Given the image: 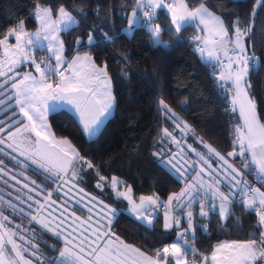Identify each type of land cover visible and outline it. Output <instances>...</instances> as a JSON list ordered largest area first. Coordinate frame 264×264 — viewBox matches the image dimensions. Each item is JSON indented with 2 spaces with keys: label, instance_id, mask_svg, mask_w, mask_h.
I'll list each match as a JSON object with an SVG mask.
<instances>
[{
  "label": "snow or ice",
  "instance_id": "snow-or-ice-1",
  "mask_svg": "<svg viewBox=\"0 0 264 264\" xmlns=\"http://www.w3.org/2000/svg\"><path fill=\"white\" fill-rule=\"evenodd\" d=\"M256 5L264 6V0H256ZM157 10L169 14L175 33L185 27L203 33L194 37L195 51L211 69L218 87L231 94L230 110L238 117L231 130L233 150L224 154L207 143L161 98L159 108L173 129L164 127L158 143L163 147L171 141L175 151L169 148L165 158L159 153L153 155L177 180L184 181V187L170 194L167 202L150 195L141 196L137 203L130 186L115 195L128 202L125 211L129 215L148 226L157 219L155 210L164 209L163 229L175 230V238L153 249L154 255L125 243L112 230L120 210L97 200L81 186L85 171L95 165L85 160L69 140H56L48 123L49 114L66 105L77 115L81 131L95 136L115 102L107 64L98 66L90 52L79 54L82 45L95 43L92 34L86 41L77 38L76 54L71 59L66 57L59 34L79 26L76 16L60 6L54 18L50 7L37 4L33 16L39 27L34 33L21 21L0 37V193L7 189L9 197L5 201L0 195V264H197L198 260L204 264H264V191L246 179L251 174L264 186V119L257 112L249 79L252 71L259 70L260 62L250 54L251 46L246 43L251 40V28L239 21L228 25L203 3L190 8L186 0H134L124 31L144 27L153 45L173 49L175 45L163 41L160 26L151 24ZM10 38H14V44L9 43ZM105 39L114 38L105 35ZM35 51L49 55L38 60ZM25 64L33 66L34 73L18 70ZM175 130L179 136L174 135ZM189 134L206 151L188 143ZM189 153L196 158L191 163ZM29 173L38 175L41 182ZM101 181L106 182V178L100 177L97 187H101ZM122 183L112 177L110 187L116 189ZM54 193L58 200L52 199ZM236 200L258 217L259 239L254 233L246 241L217 244L210 257L197 254L191 247L195 228L207 229L196 221L212 213L230 217ZM5 203L11 210L9 215H5ZM73 204L83 205L87 217L77 216L70 207ZM10 217L26 219L28 224L15 223ZM45 234L63 237L62 249L52 247L58 256L42 254L36 237ZM189 253L195 256L192 261L187 260Z\"/></svg>",
  "mask_w": 264,
  "mask_h": 264
},
{
  "label": "trees",
  "instance_id": "trees-1",
  "mask_svg": "<svg viewBox=\"0 0 264 264\" xmlns=\"http://www.w3.org/2000/svg\"><path fill=\"white\" fill-rule=\"evenodd\" d=\"M186 2L191 8L203 3L230 26L239 21L251 28V40L246 43L251 46L250 54H255L260 67L250 73L249 79L252 95L257 101V112L264 119V6H257L256 0ZM37 4L50 7L53 12L64 5L78 18V27L60 33L66 57L76 54L77 38L86 41L92 34L95 43L90 47L82 45L79 53L90 52L97 65L107 64L115 102L110 117L95 137L85 138L75 117L66 110H56L48 116L53 135L67 138L85 160L95 165L92 168L95 178L109 180L117 177L123 185L131 187L135 198L156 195L166 199L179 190L182 182L161 166L153 155H162L168 144L161 147L158 143L162 129H173L172 122L165 120L159 108L161 98L217 150L224 154L233 150L231 130L237 117L230 110L227 93L214 82L211 69L197 55L192 27L175 33L169 15L158 10L151 24L153 27L159 25L163 30L164 42L175 45L166 50L151 43V36L144 27H134L130 35L123 31L134 0H0V37L21 21L27 30L33 31L36 27L33 13ZM105 35L114 39L106 40ZM177 36L180 40L176 39ZM246 177L252 182L255 180L250 174ZM101 185L105 188L103 183ZM257 187L264 191L258 181ZM231 213L224 221L217 213L196 221L207 229L195 228V240L191 244L196 252L207 255L216 242L246 241L254 233L259 239L260 228L254 211L234 201ZM112 230L125 243L146 254L173 238L163 230L159 216L148 227L118 213ZM46 238L51 239L47 240L49 244L60 248L57 239L49 238V235Z\"/></svg>",
  "mask_w": 264,
  "mask_h": 264
},
{
  "label": "rangeland",
  "instance_id": "rangeland-1",
  "mask_svg": "<svg viewBox=\"0 0 264 264\" xmlns=\"http://www.w3.org/2000/svg\"><path fill=\"white\" fill-rule=\"evenodd\" d=\"M62 6H64V5H62ZM200 5H197L196 7H199ZM65 7V6H64ZM133 7H134V4H133ZM133 7H132V9L128 12V14H127V18H129L130 17V15H131V12H132V10H133ZM196 7H193V8H196ZM206 7V6H205ZM69 12H71L74 16H76L75 15V13L69 8V7H65ZM191 8V7H190ZM207 8V7H206ZM58 10V9H57ZM57 10L56 11H54L53 12V17L55 18L56 16H57ZM158 11V10H157ZM210 11V10H209ZM211 12V11H210ZM213 13V12H212ZM214 14V13H213ZM216 15V14H215ZM77 18V17H76ZM34 19H35V17H34ZM77 20H78V18H77ZM35 22H36V27H35V29L32 31V30H28L29 32H35L36 30H37V28L39 27V22L35 19ZM137 27V26H136ZM125 28H127V20H126V26H125ZM124 28V29H125ZM171 28L174 30V28H173V26L171 25ZM192 32H193V35H192V41L195 43V45H197V41H195V39H194V37L195 36H197V35H201L200 33H199V31L197 30V29H192ZM125 33L127 34V35H130V33H131V30L130 31H125ZM60 35V38L62 39V37H61V34H59ZM14 39V38H13ZM15 43V40L13 41V44ZM80 55H83L84 53H82V52H80L79 53ZM34 55L37 57V59L38 60H40V59H43V58H46L45 57V55L43 54V52H40V51H35L34 52ZM69 59H71V57H68ZM246 67H247V65H245ZM21 73H23V72H28V71H32L33 73H34V67L33 66H31V65H29V64H26L25 66H24V69H22V70H19ZM224 92H226L225 91V89L224 88H221ZM227 95H228V93H227ZM230 106V105H229ZM70 110V111H72L71 109H70V107H68V106H64V107H62V108H58L57 110ZM113 109V108H112ZM112 109H111V112H112ZM66 110V111H67ZM111 115V114H110ZM110 117V116H109ZM0 118H2V117H0ZM108 119V118H107ZM107 119H105L104 120V122L100 125L101 127H102V125L105 123V121L107 120ZM100 129V128H99ZM50 131H51V128H50ZM99 131V130H98ZM98 131H97V133H98ZM51 133H52V131H51ZM96 133V134H97ZM53 134V133H52ZM84 134V133H83ZM161 134H162V136H163V133L161 132ZM174 135H177V136H179V131L178 130H175L174 131ZM84 136H85V138H87V139H91V138H93V137H95V136H92V137H89V136H87L86 134H84ZM199 136V135H198ZM54 138L56 139V140H62V139H67V138H63V137H56V136H54ZM68 140V139H67ZM187 142L188 143H190V144H192L194 147H198L200 150H202V151H206V149H204L203 148V145L202 144H199L198 143V141L194 138V137H192L190 134L187 136ZM207 142V141H206ZM208 143V142H207ZM210 144V143H209ZM166 146V148H165V150H162V152H163V154L161 155V153H159L160 154V156H161V158H165L166 156H167V153H168V150H169V148H172L173 149V151H175V146L174 145H172L171 144V141H168V144L167 145H165ZM189 156L191 157V159L189 160V163H191L193 160H195L196 158H195V156L193 155V154H191V153H189ZM6 159V158H5ZM6 163H8L7 162V159H6ZM165 168V167H164ZM166 169V168H165ZM167 170V169H166ZM167 171H169V170H167ZM170 172V171H169ZM174 177H175V174L174 173H171ZM29 175H32V178L33 179H37V182L38 183H40L41 182V178L38 176V175H33L32 173H29ZM194 175V174H193ZM251 175V174H250ZM252 176V178L253 179H255V177L253 176V175H251ZM112 178V177H111ZM111 178L109 179V180H107L106 179V182L105 181H101V183H103L104 184V186H105V188H103V190L102 191H99V189H98V187L96 186L97 185V181H99L100 180V177H98V178H95V175H94V172L92 171V169H87L86 171H85V173H84V175H83V181H82V183H81V186L85 189V192L86 193H88V194H90L91 196H95L96 198H97V200H101V201H103L105 204H107V205H109L110 207H112L113 209H118V210H120L119 211V213H123V214H126V215H128V216H130L131 218H133V219H135L134 217H132L131 215H129V213L127 212V211H125V209L128 207V202L126 201V200H123L122 198H117L116 197V195H115V193H116V191H124L125 189H126V186L125 185H123V184H121V185H118L117 186V188L116 189H113V188H111L110 187V184H111ZM120 180V179H119ZM179 181H181L182 182V185H181V187L179 188V190L176 192V193H178L180 190H181V188L182 187H184V181L183 180H179ZM49 182H51V181H49ZM256 183V184H255ZM250 184L251 185H255L256 187H257V180L255 179L254 180V182H252V181H250ZM0 187H2V185H0ZM53 187H54V185H53ZM0 195H3V199L5 200V201H7V199H9V197H8V195H7V189H5L4 190V192L3 193H0ZM131 195H132V197H133V199L134 200H136V202L137 203H139V198L141 197V196H144V195H140V196H138L137 198H135L134 196H133V193H131ZM151 196H156V195H151ZM52 199H54V200H58L59 199V197H58V195L56 194V193H54L53 194V197H52ZM162 201H164V202H167V198L166 199H161ZM13 202L14 203H16V201L13 199ZM70 207H73L74 208V210H75V212H76V215L77 216H80L82 219L83 218H86L87 217V212H86V210H82V208H83V205H80V206H75L74 204L73 205H70ZM198 206H197V208H196V210H195V212L196 213H198ZM4 212H5V215H9L10 214V212H11V210L10 209H8L7 208V206H6V203H5V205H4ZM163 212H164V209H162V208H158V209H156L155 210V213L154 214H156V216H159L160 217V220H161V223H162V227H163ZM10 218H12L13 220H14V222L15 223H22L23 225H27L28 224V221L25 219V220H21L19 217H10ZM221 218V220H223L224 218H222V217H220ZM115 219V218H114ZM206 219V218H205ZM136 220V219H135ZM138 222H140V223H142V224H144V225H146V226H148L146 223H144V222H142V221H138ZM257 224H258V219H257ZM187 225L186 224H184L183 225V227H186ZM148 227H150V226H148ZM164 230V229H163ZM261 230V229H260ZM165 231V230H164ZM167 232H169L168 234H171L172 236H173V238H172V240L169 242V243H171L172 241H173V239L175 238V230H169V231H167ZM46 236L47 235H43V236H38V237H36V240H37V242L39 243V245H40V249H41V252H42V254L44 255V256H47V257H56V256H58V252H54V251H52V245L51 244H49L50 242H48L47 240H51V239H48V238H46ZM45 237V238H44ZM49 238H52V239H54V240H56L57 238H55V237H51L50 235H49ZM121 239V238H120ZM59 242H60V248L59 249H62L63 247H64V244H63V237H60L59 239H57ZM123 240V239H122ZM169 243H166V244H169ZM165 245V244H164ZM163 245V246H164ZM162 246V247H163ZM162 247H160V248H162ZM191 247L192 248H194V246L191 244ZM197 254H201V253H199V252H196ZM148 255H154V252L152 251L151 252V254H148ZM211 255V254H210ZM191 258L192 260L193 259H195V256L192 254V253H189L188 254V256H187V260H188V258ZM190 260V259H189ZM201 260H198L197 261V264H199V262H200Z\"/></svg>",
  "mask_w": 264,
  "mask_h": 264
},
{
  "label": "crops",
  "instance_id": "crops-1",
  "mask_svg": "<svg viewBox=\"0 0 264 264\" xmlns=\"http://www.w3.org/2000/svg\"><path fill=\"white\" fill-rule=\"evenodd\" d=\"M169 15V14H168ZM169 18H170V16H169ZM35 20V19H34ZM35 25H36V22H35ZM124 31V30H123ZM199 31V30H198ZM8 32V31H7ZM125 32V31H124ZM199 33L202 35L203 33L201 32V31H199ZM126 34V33H125ZM13 41H14V39L13 38H10L9 39V43H11V44H13ZM197 46V45H196ZM40 52H43V54L45 55V57H47L49 54L46 52V51H40ZM82 53H85V52H82ZM197 53V52H196ZM75 55V54H74ZM197 55L199 56V54L197 53ZM73 56V55H72ZM71 56V57H72ZM26 65V64H25ZM25 65H23V66H21L18 70H22V69H24V66ZM99 66V65H98ZM217 83V82H216ZM221 88V87H220ZM231 99V94L230 93H228V101ZM67 110V109H66ZM69 113H71L74 117H75V119L77 120V115L73 112V111H70V110H67ZM112 113V112H111ZM235 114V113H234ZM236 115V117H237V114H235ZM110 116V115H109ZM108 116V117H109ZM107 117V118H108ZM106 118V119H107ZM237 119H238V117H237ZM77 122H78V120H77ZM80 125V124H79ZM80 127H82L81 125H80ZM101 127V126H100ZM99 127V128H100ZM85 134V133H84ZM248 177H246V179H247ZM247 181L250 183V180L249 179H247ZM236 202L237 203H240L239 202V200H236ZM241 204V203H240ZM218 214V213H217ZM219 215V214H218ZM220 217V216H219ZM226 218H224L223 220H221V218H220V220L221 221H224ZM221 242H231V241H219V242H216L214 245H213V247H212V249L210 250V252L207 254V255H205V256H209L210 257V254H211V251L213 250V248L217 245V244H219V243H221ZM190 259V260H189ZM188 260L189 261H192V259L189 257L188 258ZM199 264H204V261L203 260H201L200 262H199Z\"/></svg>",
  "mask_w": 264,
  "mask_h": 264
},
{
  "label": "water",
  "instance_id": "water-1",
  "mask_svg": "<svg viewBox=\"0 0 264 264\" xmlns=\"http://www.w3.org/2000/svg\"><path fill=\"white\" fill-rule=\"evenodd\" d=\"M99 191L103 190V186L101 185V187H98Z\"/></svg>",
  "mask_w": 264,
  "mask_h": 264
},
{
  "label": "built area",
  "instance_id": "built-area-1",
  "mask_svg": "<svg viewBox=\"0 0 264 264\" xmlns=\"http://www.w3.org/2000/svg\"><path fill=\"white\" fill-rule=\"evenodd\" d=\"M252 186L256 187L255 185H252ZM201 228H202V227H201Z\"/></svg>",
  "mask_w": 264,
  "mask_h": 264
}]
</instances>
